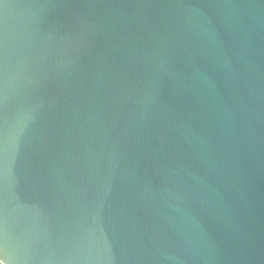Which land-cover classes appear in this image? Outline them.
Segmentation results:
<instances>
[{
	"label": "water",
	"instance_id": "obj_1",
	"mask_svg": "<svg viewBox=\"0 0 264 264\" xmlns=\"http://www.w3.org/2000/svg\"><path fill=\"white\" fill-rule=\"evenodd\" d=\"M1 264H264V0H0Z\"/></svg>",
	"mask_w": 264,
	"mask_h": 264
},
{
	"label": "trees",
	"instance_id": "obj_2",
	"mask_svg": "<svg viewBox=\"0 0 264 264\" xmlns=\"http://www.w3.org/2000/svg\"><path fill=\"white\" fill-rule=\"evenodd\" d=\"M1 264V263H0Z\"/></svg>",
	"mask_w": 264,
	"mask_h": 264
}]
</instances>
